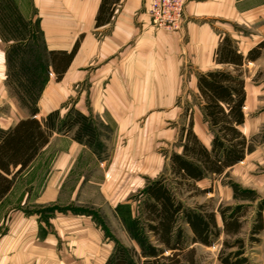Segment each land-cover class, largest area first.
<instances>
[{
	"label": "crops",
	"instance_id": "0c3cea01",
	"mask_svg": "<svg viewBox=\"0 0 264 264\" xmlns=\"http://www.w3.org/2000/svg\"><path fill=\"white\" fill-rule=\"evenodd\" d=\"M13 1L24 17L38 20L49 51L70 53L78 45L60 80L51 71L38 101L37 119L54 110L61 111L69 100L73 108L113 129L108 140L123 143L114 147L106 144L108 152L101 166L98 150L77 142L69 134L54 131L46 146L17 177L12 190L0 200V264H53L58 249H62V255L68 250L62 240L70 239L72 223L79 233L73 242L76 253L98 250L102 232L88 216L73 213L72 202L95 204L94 200L104 193V198L116 208L131 203L135 189L130 172L148 168L146 143L136 140L145 135L157 137L155 131L159 127L155 124L182 115L177 105L182 100L186 68L193 71L188 80L198 99L200 72L235 69L215 60L224 35L233 39L238 52L245 56L240 69L246 82V117L240 128L249 138L264 130V111L259 112L264 92L259 86L249 88L254 77L264 74V50L256 59L246 58L251 49L264 43V0H186L178 32L153 26L147 12L152 0H121L111 20L100 26L97 13L103 0ZM235 24L246 28L253 25V30L234 31ZM7 48L0 36V127L5 130L30 116L7 86ZM192 112L194 130L209 147L212 133L201 104H195ZM197 113L210 133L207 140L197 131ZM143 121L148 123L147 132L141 125ZM168 134L172 135L171 141L179 139V131ZM261 153L264 142H258L253 152L230 171L236 168L238 184L264 197V169L255 173L245 167L260 168L264 162ZM256 155L261 157L253 164ZM104 167L107 178L102 188L100 182L95 183L93 174ZM114 173H121L120 178ZM140 178L144 179L143 175ZM145 179L148 181V176ZM140 180L135 179V184L148 185L149 181L143 184ZM47 207L52 213L43 216L41 209Z\"/></svg>",
	"mask_w": 264,
	"mask_h": 264
},
{
	"label": "trees",
	"instance_id": "16d2710c",
	"mask_svg": "<svg viewBox=\"0 0 264 264\" xmlns=\"http://www.w3.org/2000/svg\"><path fill=\"white\" fill-rule=\"evenodd\" d=\"M121 0H103L97 13V26L114 15ZM0 36L7 44V86L18 101L30 111L8 130L0 127V200L12 190L17 177L26 170L54 131L98 150L102 144L96 120L92 115L71 108L65 118L54 110L42 120L37 119L39 98L50 80L51 71L60 80L73 59L77 47L67 51H49L44 44L38 20L24 17L13 0H0ZM41 42V43H40ZM36 43L38 49L34 50ZM264 43L250 50L247 59H256ZM217 63L233 65V70H209L197 76L199 104L212 133L208 147L194 130L193 113L179 136V152L170 155V177L160 176L141 191L140 214L133 213L132 203L117 207L129 235L140 251L117 244L105 264H193V257L184 260L188 246L186 228L193 243L213 246L221 236L219 252L222 264H252L246 253L250 244L261 242L264 236V197L255 190L228 181L237 204L219 206L218 212L205 205L188 206L179 198V189L199 190L198 182L213 176H228L234 165L243 161L256 148L254 137H247L240 126L245 121L246 82L241 72L245 56L238 52L228 35L221 38L215 52ZM255 205V214L248 239L242 231L248 208ZM153 237V240L151 239ZM193 250L187 252L192 254ZM169 252V255H165Z\"/></svg>",
	"mask_w": 264,
	"mask_h": 264
},
{
	"label": "rangeland",
	"instance_id": "374dc122",
	"mask_svg": "<svg viewBox=\"0 0 264 264\" xmlns=\"http://www.w3.org/2000/svg\"><path fill=\"white\" fill-rule=\"evenodd\" d=\"M260 25L263 26L262 23H260ZM218 26H220L221 28L222 24H218ZM245 28H246L245 26L235 24L234 31H236L237 29H238L237 31H240V30L242 31ZM246 29H247L246 31L247 33L250 32L251 30H253V25ZM37 44L38 43H36L35 47H33L34 50L38 49ZM263 50H264V46L261 48V52ZM191 73H193L192 69L186 68L184 71V77H183L184 82H185L184 91L181 97L182 100L180 101L179 105H177L179 107L178 111L183 112L182 115L178 117L177 119H169L165 122H158V124H155L156 128L159 127V129H156L155 131L157 137L149 138V136L146 137L145 135V137H140L138 140H136V142L142 141L146 143V147L148 151L146 154L148 158V168L147 170H140V171L131 170L130 172L133 177V184H134L133 187L135 189L133 196L130 197V199H132L130 201L132 203V211H134L133 213H135V215L138 213L140 214L141 212L142 198H143V196L141 195V191L146 186L143 185L144 186L143 187L142 185H139V184L136 185L134 180L137 178L140 180L141 175H143L144 179L140 180V182L143 181V184H144V183H147L148 181H153L155 178H158L160 176L170 177L171 175L170 170H169L170 156H171L170 154L174 151L179 152L181 148L179 147V141L178 140L176 141V138L174 141H171L170 139L172 135H169L168 133H174V135L176 131L177 133L178 131L179 133H181L182 127L186 126V124L188 123L190 114L193 113L192 111H193L195 104H199L200 102L196 96L194 97V94L192 91L193 86L190 85L189 80H188L189 75ZM262 79L263 81H261ZM251 86L254 87V89L256 88L259 89L260 87L262 91L264 92V74L260 73L259 76L254 77V80H251V83L249 84V88ZM10 90L12 91V89ZM261 101H262L261 102L262 104L260 108L262 109H260L259 112L264 111L263 109L264 108V97H261ZM20 104L22 105L23 108L25 107L26 109H28L22 103ZM65 106L66 107L60 111V116H62V118H65L68 112L70 111V109L73 108L72 101L68 100ZM37 115H36V118H37ZM196 116H197L196 118L197 131L200 133V136L202 137V139L207 140L210 137V133L207 129V126L203 122L199 113H197L195 117ZM95 120L98 123L97 126L99 129L100 135H101L100 140L104 141V143L101 141L102 144L98 147L99 154H100L101 161H102L101 166L102 165L104 166V160L102 159H104V154L108 152L106 144L109 143V145L114 147L116 143L122 144L123 142L121 140H117V141L112 140V139L108 140L113 129L109 126H102L99 120H97L96 118ZM141 125L143 128H147L146 132L149 131L147 127L148 125L147 121L141 122ZM73 132L69 133V135H71L72 138L74 134ZM178 136H180V134H178ZM253 137L257 144L258 142H264V130L261 133L254 135ZM166 138L169 140H167ZM126 141L128 140H125L124 142L127 143ZM261 156H264V153H261ZM253 157H255L253 158V164H254V160L259 159V157L257 155ZM259 166L260 168H257L256 166L254 168L253 165H251V167H247V166L245 167L247 170H251V172H253V169H254L255 173H261L262 170L264 169V162H262L261 165L259 164ZM104 169L105 167L101 169V172L98 171V173L93 174V179L95 183L97 184V182H100V186L104 184L103 181H105V179L107 178L105 171H103ZM115 175L117 176V178H120L121 173H114L113 176ZM145 176H148V181H146ZM237 179H238V172H237V169L234 168L231 171L229 170L228 176L211 175L210 177H207L206 179L199 181L198 182L199 190L197 191L196 190L188 191L187 189L182 190L180 188L178 196L179 198L184 200L188 206L196 207L198 205H205V207L208 210L217 211L218 216H219V212H218L219 206L221 205L226 206L228 204L229 205L237 204V202L234 200V197L232 196V193H233L232 187L228 182L231 180L232 182L238 183ZM260 196H263V195H260ZM104 197L105 196L103 193V196L99 197L97 200L96 199L94 200L95 204H91V202H87V201L83 202L82 200H79L78 202L73 201L72 205L70 206L73 213L82 215V216L86 215L88 216V218H91L93 223L96 225V228L102 232L103 235L101 237L99 236L100 239L97 241L99 242L98 250L96 252H90V253H85V254L76 253L77 246L73 242L75 240H78L77 237L79 233H77L76 229H74L76 228L75 223H72L71 224L72 226L70 227V229L72 228L73 230L69 229L70 235L68 236V237L71 236L70 239L62 240L64 241L62 242L64 243V247H67L68 250L65 255L64 254L62 255L60 253L62 252L61 251L62 249H58L57 257L52 258L53 264H57V263L58 264H105L106 261L110 258V256L114 253V250L118 243L124 245L126 248H130V249L134 248L140 251V247L138 243L135 240H133L131 236L129 235L128 229L126 228L125 221L122 219L123 217L120 216V213L118 214L116 206L114 204H110ZM248 210H249V213H248L247 220L245 222L246 225L241 235L246 239H248L249 237V231L252 226L251 224L252 218L256 211L255 205L250 206ZM41 211H42L43 216H49V214L52 213V209L48 207L42 208ZM186 234L188 236L189 242H188L186 251L184 253L185 256H183L184 260L186 259V256H187V259L190 257H193V264H222V262L219 259V255H220L219 252H220V248L222 246L223 240H224L223 236H221L220 239L215 244H213V246H206L200 242L199 243L192 242V240L190 239L191 232L188 229V227L186 228ZM260 238H262L261 242L250 244L248 241V244L246 246V253L249 256L252 264H264V236L263 234L260 235ZM151 239L153 240V237H151ZM61 247H62V244H61ZM189 250H193L191 252L192 254L190 253L187 254ZM169 254L170 253L167 252L165 255H169Z\"/></svg>",
	"mask_w": 264,
	"mask_h": 264
},
{
	"label": "built area",
	"instance_id": "2783aa9c",
	"mask_svg": "<svg viewBox=\"0 0 264 264\" xmlns=\"http://www.w3.org/2000/svg\"><path fill=\"white\" fill-rule=\"evenodd\" d=\"M185 5L186 0H152L147 12L154 27L178 32L182 28Z\"/></svg>",
	"mask_w": 264,
	"mask_h": 264
}]
</instances>
